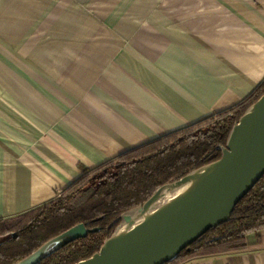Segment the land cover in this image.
Returning <instances> with one entry per match:
<instances>
[{
	"label": "crops",
	"instance_id": "crops-1",
	"mask_svg": "<svg viewBox=\"0 0 264 264\" xmlns=\"http://www.w3.org/2000/svg\"><path fill=\"white\" fill-rule=\"evenodd\" d=\"M263 83L264 0H0V220ZM186 264H264V229Z\"/></svg>",
	"mask_w": 264,
	"mask_h": 264
},
{
	"label": "trees",
	"instance_id": "trees-1",
	"mask_svg": "<svg viewBox=\"0 0 264 264\" xmlns=\"http://www.w3.org/2000/svg\"><path fill=\"white\" fill-rule=\"evenodd\" d=\"M263 95L264 83L241 104L131 149L85 172L54 200L1 219L0 264H18L80 224L99 231L40 264H76L90 259L122 225L119 219L123 215L144 205L163 186L218 161L234 125ZM263 229L264 177L237 205L230 221L208 231L168 264L243 251L247 236Z\"/></svg>",
	"mask_w": 264,
	"mask_h": 264
},
{
	"label": "water",
	"instance_id": "water-1",
	"mask_svg": "<svg viewBox=\"0 0 264 264\" xmlns=\"http://www.w3.org/2000/svg\"><path fill=\"white\" fill-rule=\"evenodd\" d=\"M220 150L218 161L163 186L144 205L123 215L122 225L100 251L76 264H168L208 231L230 221L237 205L264 177V95L234 125ZM189 184L158 206L166 189ZM98 231L80 224L18 264H40Z\"/></svg>",
	"mask_w": 264,
	"mask_h": 264
},
{
	"label": "bare ground",
	"instance_id": "bare-ground-1",
	"mask_svg": "<svg viewBox=\"0 0 264 264\" xmlns=\"http://www.w3.org/2000/svg\"><path fill=\"white\" fill-rule=\"evenodd\" d=\"M189 185H184L178 188H172V189H166L163 193V197L160 199L158 206L168 203L169 201H171L173 198H175L176 196L180 195L182 192H184L185 190H187V188H189Z\"/></svg>",
	"mask_w": 264,
	"mask_h": 264
}]
</instances>
